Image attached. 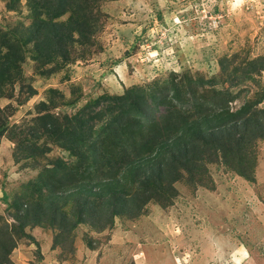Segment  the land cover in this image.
<instances>
[{
  "label": "rangeland",
  "instance_id": "374dc122",
  "mask_svg": "<svg viewBox=\"0 0 264 264\" xmlns=\"http://www.w3.org/2000/svg\"><path fill=\"white\" fill-rule=\"evenodd\" d=\"M263 58L264 0H0V264H264V139L240 166L238 133L200 137L157 175L120 100L262 110Z\"/></svg>",
  "mask_w": 264,
  "mask_h": 264
},
{
  "label": "trees",
  "instance_id": "16d2710c",
  "mask_svg": "<svg viewBox=\"0 0 264 264\" xmlns=\"http://www.w3.org/2000/svg\"><path fill=\"white\" fill-rule=\"evenodd\" d=\"M33 0H30L32 2ZM63 8V6H62ZM64 14L63 12L56 15L57 17ZM254 68L259 71H264V58L251 63ZM223 70L226 68L222 63ZM231 78V75H230ZM173 93L171 97H166L169 104L166 113L163 114V118L156 120L151 117L153 112L152 104L145 103V97L148 94L145 89L138 88L134 91H128L125 97H121L120 100L124 102V109L127 111L137 108L142 118L148 120L147 127H144L149 136V140L143 143L142 148L146 152L138 154L136 160L139 168L148 167L149 171H155V174H162V165H155V161L160 156H168L170 158L175 152H183L191 143L200 138L206 137L207 139L214 140L216 137L224 134L225 132L234 131L238 133L239 139H236L235 145L231 148L227 146V152L235 153L239 156L240 166L243 165L246 158V143H254L259 139H264V109L259 110L261 100L254 104H245L240 110L235 113H230V110L223 106L218 113L212 116L201 118L199 121L190 122L187 120L180 107L173 105V101H180L182 92L179 85H174ZM225 95L231 96V93L227 90L223 92ZM153 98V97H152ZM175 115L172 119L171 116ZM177 115V116H176ZM147 124V123H146ZM228 130V131H227ZM233 132V133H234ZM226 155V153H225ZM151 165V166H150ZM101 187L95 197L96 202H99L100 198L105 195L102 192ZM143 188H146L145 186ZM102 192V193H101ZM109 192V190H108ZM111 195L107 198V201L113 206V214H116V208H118L117 200H122L123 197L118 195L117 192L110 191L107 193ZM106 196H103L104 198ZM104 200L102 199L101 202ZM95 218V217H94Z\"/></svg>",
  "mask_w": 264,
  "mask_h": 264
}]
</instances>
